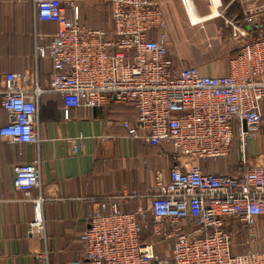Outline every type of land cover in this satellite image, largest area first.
Here are the masks:
<instances>
[{
	"label": "built area",
	"instance_id": "built-area-1",
	"mask_svg": "<svg viewBox=\"0 0 264 264\" xmlns=\"http://www.w3.org/2000/svg\"><path fill=\"white\" fill-rule=\"evenodd\" d=\"M108 1L111 27L91 28L80 21L79 0H33L37 19L57 24L47 45L35 44L36 57L53 62L51 81L30 96L27 75L0 76V104L8 112L0 135L39 143L37 97L43 92L62 96L66 116L82 104L132 105L138 114L121 121L128 136L152 145L171 142L175 163L148 196L100 197L80 236L87 264H264V249H255L264 243V150L250 160L246 155L259 135L264 147V0L225 17L231 38L246 41L221 75L197 66L175 69L159 0ZM236 142L234 173L203 169V162L228 158ZM13 175L14 188L35 206L29 234L47 240L44 197L32 195L42 187L41 159L15 164ZM134 197L149 198V206L125 210L122 203ZM243 232L250 250L236 253L233 240ZM166 242L167 252H159L157 245Z\"/></svg>",
	"mask_w": 264,
	"mask_h": 264
},
{
	"label": "crops",
	"instance_id": "crops-1",
	"mask_svg": "<svg viewBox=\"0 0 264 264\" xmlns=\"http://www.w3.org/2000/svg\"><path fill=\"white\" fill-rule=\"evenodd\" d=\"M260 1L242 0L243 10L233 13L232 18ZM159 2L168 24L172 12L180 8L184 11L181 0ZM206 2L193 0L199 15L209 13L204 9ZM108 3V0H79L80 21L91 28H110L111 13L105 8ZM228 7L231 9L230 4ZM57 30L56 23L37 19L33 0H0L1 78L8 72L27 75L30 96L36 85L49 87L53 62L49 56L36 57L35 44L38 40L47 45ZM182 54L179 51L178 57H186ZM210 70L203 68L202 73L209 74ZM37 100L39 143L14 142L0 135V264H72L76 260L87 264L80 236L89 226L96 202L101 196L134 191L148 196L158 181L169 178V168L175 163L174 147L171 142L155 146L129 137L121 121L138 114L132 105L113 103L91 108L82 104L70 108L66 116L59 93L43 92ZM7 121L8 112L0 104V128ZM74 144L78 151H74ZM237 147L236 142L228 158L203 162V169L210 173H234ZM249 147L250 160L253 156ZM263 150L264 147L255 148L253 155ZM152 154L158 156L159 163L151 161ZM37 156L41 159L42 187L32 189V195L44 197L47 240L29 234L35 206L26 199V192L17 191L13 185V166L32 162ZM122 204L125 210L133 211L149 206L150 199L134 197Z\"/></svg>",
	"mask_w": 264,
	"mask_h": 264
},
{
	"label": "rangeland",
	"instance_id": "rangeland-1",
	"mask_svg": "<svg viewBox=\"0 0 264 264\" xmlns=\"http://www.w3.org/2000/svg\"><path fill=\"white\" fill-rule=\"evenodd\" d=\"M241 1L242 0H222V5L219 8L221 15L197 25L191 24L183 4L182 7L185 12L181 8L180 11L176 10L172 12L171 24L169 23L170 42L172 43L170 53L175 64V69L197 66L202 72L203 68L210 67L211 70L208 73L214 75L224 74V71L226 69L228 70L230 58L233 57L235 51L238 50L241 44L246 40L241 39L237 41L231 38L232 31L225 17L230 19L233 13H240V10H243ZM229 4L231 9L228 7ZM206 5L207 6L204 8L205 11L208 12L209 10V12H211L213 9H210L207 2ZM105 8L110 15V5L105 6ZM200 9L202 13H205L202 8ZM179 51L181 54L183 53L186 55V57H178ZM262 144L263 137L260 135L254 140H251L249 152L253 157L255 156L253 155L255 148L260 150V148H263ZM246 155L249 156L247 150ZM151 161L153 163H159L158 156L153 155ZM263 224L264 219L261 221V232L264 230ZM246 235L247 234L243 232L234 238L233 250L236 253H245L247 250H250L249 247L246 248L243 245L246 240ZM168 247L169 244L167 242L157 245L158 251L162 253L167 252L166 249H168ZM255 249H264V243L261 242V244L256 245Z\"/></svg>",
	"mask_w": 264,
	"mask_h": 264
},
{
	"label": "bare ground",
	"instance_id": "bare-ground-1",
	"mask_svg": "<svg viewBox=\"0 0 264 264\" xmlns=\"http://www.w3.org/2000/svg\"><path fill=\"white\" fill-rule=\"evenodd\" d=\"M221 5H222V0H212L211 6L213 10L211 9L212 10L211 12H209L205 16H202L197 13L193 0H184V7L188 13L189 20L191 24H194V25L201 24L208 20L219 17L221 15L220 9H219Z\"/></svg>",
	"mask_w": 264,
	"mask_h": 264
},
{
	"label": "trees",
	"instance_id": "trees-1",
	"mask_svg": "<svg viewBox=\"0 0 264 264\" xmlns=\"http://www.w3.org/2000/svg\"><path fill=\"white\" fill-rule=\"evenodd\" d=\"M239 49L235 51V53L233 54V57L238 53ZM174 67H175V64H174ZM157 146V145H155Z\"/></svg>",
	"mask_w": 264,
	"mask_h": 264
}]
</instances>
